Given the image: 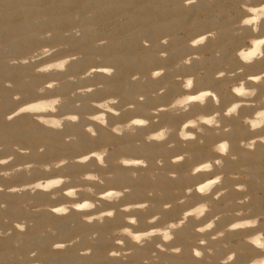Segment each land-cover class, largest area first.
<instances>
[{"label": "rangeland", "instance_id": "374dc122", "mask_svg": "<svg viewBox=\"0 0 264 264\" xmlns=\"http://www.w3.org/2000/svg\"><path fill=\"white\" fill-rule=\"evenodd\" d=\"M242 15L240 0H196V3L188 6H185V0H0V62L2 63V68L0 69V130H3V135L0 136V159L9 156L13 157L7 165L0 166V170H11L22 167L26 163H33L38 166L39 164L57 161L67 156L70 157L65 159L69 158L71 160V154H73L72 158H74L77 155L88 152L87 149L75 153L55 152L48 154V147L43 140L35 142L26 137L16 135L13 130L6 129L10 125L17 126L18 123L26 127L30 123L35 122L33 117L28 113L19 115V122L17 123L14 120L18 116L13 117L10 115L18 107L39 100L40 97L37 94V89L46 82L55 81L59 84V86L48 91V96L59 95L66 98V101L59 108V114L79 113L80 117L82 116L80 118L81 121L79 120L80 124H85L82 120L86 114L95 111L90 106L91 102L102 100L107 96L120 98L119 104L116 106L119 109H124L129 104L135 106V111H123L122 115L118 117L119 121L122 122L138 116L148 118L150 112L168 105L174 97L181 94L182 89L178 82V77L194 76L195 87L193 90L195 92L200 89H211L218 93L222 89L224 94H230L232 81L227 78H219L221 82L219 85L212 82L211 79H204L203 82H200L199 79L205 77V69H198L195 73H187L183 70L177 71L175 69L176 63L171 67H168L164 63H166L165 59L169 55V48L171 47L173 37H177L184 44L189 45L190 42H193L195 38L205 32L207 34L215 33L214 38L209 37L210 41L215 42L219 40L220 30L228 27L232 28ZM21 24L28 25L26 29H31L30 33L33 37L21 43L19 47L12 46L10 43L12 39L17 36L18 32H22L24 29L8 31L7 28ZM149 30L153 32V35L142 34V32ZM171 30L174 32H169ZM77 31L79 34H77ZM48 33H51V35L47 38ZM248 35V32L245 31L243 35L236 36L238 37L237 45L241 47L246 42ZM41 37L46 38L42 39ZM132 38L134 40L127 42ZM164 39L168 40L166 45L162 43ZM102 40L107 41V43L97 47V42ZM144 41L149 42L148 47L144 46ZM206 43H208L207 40L204 44L195 46L194 48L198 49ZM41 47H48L49 49H55V51L48 57H44L38 61L27 64L21 62ZM231 49L232 55L235 56L237 49ZM147 52H152L156 56V60L146 63L144 55ZM161 52H166L167 56L162 58L160 56ZM195 52L193 55L201 56L200 52ZM70 55H79V59L72 61L67 66L65 72L41 73L37 75L38 73L35 69L38 66ZM97 57H99V60L96 59ZM185 57L188 56H184L182 59ZM12 60H16L17 63L12 64ZM228 63L227 61L223 63L222 68L230 70L231 65ZM99 67L112 68L114 72L111 76L106 74L105 76H98L94 72L92 76L81 79L83 74ZM168 68L174 69V72L169 74ZM158 69H164V75L157 79H152L150 74ZM240 70L241 68L237 69V72ZM243 73H248V71L243 69ZM134 75H138L140 78L133 81L132 77ZM34 76H38V80H34L33 82L32 78ZM65 82H69L67 88L63 87ZM116 84L120 86L118 89L110 88V85ZM170 85H175L176 90L170 92L168 90V86ZM89 86L96 89L92 94L87 96L77 95L73 98L72 93L78 88ZM161 89H165V91L162 94H158ZM128 90H133L131 97L127 95ZM140 96L144 97L143 101L138 100ZM263 96L264 88H261V90L259 89L257 99ZM231 102L229 99L223 103L221 102L216 105V109L222 111ZM77 103L80 104L79 107L75 106ZM140 103L145 106L144 109L138 108V104ZM250 111L251 109L241 112V116ZM200 112L208 113L216 112V110L191 111L188 113V116L190 117ZM124 113L125 117L122 118ZM167 113L172 122L157 117L155 118L156 122L148 127V134L163 125L179 127L182 120L186 119V117H177L169 112ZM234 120L237 121L238 119L226 120V126L232 128ZM13 121L14 123H12ZM67 124H65L63 130H60V132L63 135L62 140L70 143L68 138L75 136L67 131ZM83 124L82 130L86 133V127H84L86 125ZM240 125L244 126L241 122ZM251 136L252 133L248 132L242 135L239 140L241 142ZM224 139L230 141L227 136L224 137L221 134H217L214 141ZM171 140L174 141V147L169 148L166 144L170 149L168 154L155 158L156 168H154L153 173L156 174V177L160 173H163L168 179H171L169 173H176L179 176L175 168L178 164L187 163L186 165L191 169L194 164L211 159V156L195 157L192 155V160L186 159L175 163L174 166L163 165L166 164V161H171L178 155L187 152L188 144H182L175 136ZM101 144L99 146L98 143V147L95 145V149L93 147L89 150H97L108 146L107 143ZM199 145H202V148H205L204 150L212 147L211 142L206 144L199 143ZM13 146H19L20 149L26 151H15ZM258 147H261L263 150L261 159H250L243 162L238 155V159L235 161L230 159L234 163V167L226 169V171L223 170L226 177H240L238 180L226 179L228 181L226 188L232 189L235 184H247L248 191L245 193L235 190L233 193H230L229 190L226 195V201L224 196L219 201H215L216 204H213L214 212L226 214L218 225L219 228H223L236 219L230 213L240 207L235 201L246 195L250 196L251 200L244 207L250 208L253 215L264 217V143H259L255 149ZM41 148L44 150L40 151ZM107 148L111 152L113 146L110 144ZM158 160H161L162 164L158 165ZM148 164L149 162H147ZM93 166L95 165L89 166L88 169ZM143 167L146 168L147 166ZM34 168L31 169V175L20 171L10 178L0 177V205H4V207H0V264H101L94 254L104 253L108 256L109 251L116 247L112 239L109 238L110 234L118 227H113L106 233L108 241L102 248H98V237L95 240L90 239V237L93 233H97L94 227L96 225H103L105 222L103 224L95 222L96 225H93L94 222H86L81 214L70 212L69 215L63 216L67 217V228L69 229L67 234L62 233L59 228L58 218L62 217L61 215L46 216L47 222L45 226L36 230V218L43 212L49 211L50 205L48 199L41 198V194H38V192L31 193L27 189V185L33 183L38 175ZM242 168L248 169L247 174H241ZM56 175L59 176L60 174L57 173ZM196 177H198L197 181L205 179L203 175ZM150 180L154 181L152 178ZM164 185H170V183L164 182ZM191 185L192 182L185 181L171 186L170 191L172 196L162 195L166 189L156 192L150 190L154 194L151 197L153 205L155 206V203L158 202L159 208L152 209L151 207L149 208L151 210L148 209L144 212L147 213V216H153L156 213L160 214L163 217L160 223L175 220L183 210L181 206L175 204V201L183 196L185 189ZM251 185L256 187L252 192L250 191ZM110 186L120 188L115 185ZM12 188H16L18 191H10ZM148 192L145 197L132 198L130 200L132 202H143L150 199ZM47 194L52 198L50 193ZM157 197L158 201L156 200ZM60 202L62 204L68 203L65 200ZM190 202L196 203L191 199ZM166 204L172 206L165 209L164 205ZM175 207L178 208L176 215L166 213ZM103 209H106L104 205ZM103 209L100 208V210ZM107 219H105L106 222ZM21 222L27 224L23 232L14 226L15 223ZM200 222L204 223L205 221L201 220ZM85 223L89 225L88 230L85 232L78 230ZM156 226L157 224H154V226L150 227L139 221L137 231ZM260 228L264 229V222L261 223ZM37 234L46 238V244L34 241L33 238ZM247 234L244 231H236L232 232L231 236L224 241H215H218L217 243L220 245L226 242L229 245V251L245 253L242 247L246 244L244 240ZM74 240L78 242L72 244L71 242ZM57 243H64L68 246L56 249L53 245ZM134 246L137 245L129 242L127 249L132 250L131 254L116 259L123 264H144L145 260L149 264H172L170 261H163L160 256L161 254L170 253L169 251H152L149 257L141 260L136 259L133 256ZM194 247L195 245L192 244L188 246L189 253H193ZM208 248L216 249V244H211L210 242L208 243ZM34 252L36 255L32 256ZM183 252L182 249L176 255H180ZM216 253H225V248L222 247L221 251ZM255 253L258 252L256 251ZM70 254L74 256V259L71 261L64 260V257Z\"/></svg>", "mask_w": 264, "mask_h": 264}, {"label": "clouds", "instance_id": "9594fccd", "mask_svg": "<svg viewBox=\"0 0 264 264\" xmlns=\"http://www.w3.org/2000/svg\"><path fill=\"white\" fill-rule=\"evenodd\" d=\"M196 3V0H185V6ZM241 11L243 15L232 26V32L235 36H240L248 32L246 42L241 45L235 52V56L241 65V70L238 72L220 71L217 78H227L232 81L230 86V92L234 97L233 101L228 104L222 111L216 112H200L193 116H188V113L192 111L193 106L206 107L209 99L211 98L214 104H218V94L211 89H200L197 92H192L195 87V77L188 75L178 77L182 92L174 97L168 105L164 106V110L177 117H186L182 120L179 127H172L163 125L153 132L147 134L144 137L147 143H167L169 148L174 147V141L171 140L175 136L182 144L187 145L190 142L204 143V137L208 132L214 131L216 134L221 132L227 135L232 131L230 126L224 124L225 120L238 119L244 125V127L251 133H261L259 136H251L240 142V147L245 152L255 151L258 143H264V97L259 96V88L252 86L253 84L259 85L264 83V72L255 74L254 76H244L243 69L248 66L264 61V0H240ZM77 34L78 31H77ZM51 33L47 34V38ZM215 36V33L206 34L196 39L195 45L190 42V46H199L206 42L209 37ZM46 38V37H41ZM107 41H98L97 47L102 46ZM163 44H167L168 40L164 39ZM144 46L148 47L149 42L144 41ZM55 49H49L48 47H41L36 49L29 57L23 59L21 62L27 64L29 62L38 61L44 57H48ZM242 52H248V55L242 56ZM222 50H218L216 55L220 57ZM162 58L167 56L166 52H161ZM79 59V55H70L66 57H60L55 61L47 62L38 66L35 71L37 73H62L67 70V66L74 60ZM99 60V57L96 58ZM202 57L192 55L183 58L175 65V69L179 71L181 68L190 66L194 61H200ZM12 64H16V60L11 61ZM96 69H93L81 77V79L90 77L93 75ZM102 71L111 76L114 72L112 68H104ZM164 69L154 70L150 77L157 79L164 75ZM138 75H134L132 80L139 79ZM72 79V78H70ZM11 86V85H9ZM59 86L58 82H46L44 85L37 89V94L40 97L39 100L32 101L25 106L20 107V113H28L33 119L41 124L43 127L60 131L63 130L67 123H77L80 120L79 113L72 114H59L60 106L66 101L62 96H48V91L54 87ZM96 89L93 87H81L72 93L73 98L77 95L87 96L92 94ZM165 89H161L158 94H162ZM144 97H138V100L143 101ZM119 97L107 96L102 100L91 102L90 106L96 109L95 112L86 114L84 118L91 121L86 126V131L95 137L97 132L95 130L96 125L108 128L116 136L135 135L141 128L150 127L156 122L155 117L158 115L156 112H151L154 118L152 120L147 119L144 116L133 117L125 121L117 120L115 123H109L108 117L110 115L119 117L123 111H135L134 105H127L124 109H119L116 106L119 104ZM79 107L80 104L75 105ZM251 109L250 112L241 116L243 109ZM70 142H74L76 137L68 138ZM15 151H26L19 148V146H13ZM231 142L227 139L220 140L212 146V151L216 154L214 158L200 161L193 165V167L185 174L188 177H196L203 175L204 180L198 181L196 184L191 185L185 189L183 196L179 197L175 204L182 207V212L175 220L164 221L163 217L156 213L151 217L146 218V223L157 224L154 228L143 229L137 231L139 228L138 217H132L129 213L135 211H147L153 207L151 197L153 192H148L147 199L139 203H129L127 206H121L120 201L126 196L130 195L131 189L128 187L114 188L111 187L109 182L115 178V175L107 172H99L96 169H106L109 166L108 157L110 155L109 149L103 147L97 149L91 153L85 154L77 160H69L62 158L57 161H50L48 163L39 165L42 171L51 172L53 170H60L65 168L69 163H79L81 165L87 164L90 160H95V166L89 168V170L80 174L75 178V184L72 183L73 178L68 176H56L38 180L34 183L27 185V189L31 193L37 191H43L50 193L53 199L64 195L68 198V203L61 206H56L50 209L54 214L67 216L72 210L79 212H89L91 215L83 216L82 218L88 222H97L103 224L106 218H114L117 211L123 215L122 225L115 228L110 234L113 244L116 246L110 250L109 257L123 258L126 255H130L132 250L127 249L129 242L137 245L138 247H144L146 244L154 243L160 251H169L173 254H179L182 249L180 247L169 249V245L175 238L176 233L180 231L185 224L190 220L197 222V228L195 229L200 235L201 239L196 242V246L193 248V253L197 258H204L215 256L216 249L208 248L209 240H223L229 232L244 231L248 234L245 237L244 243L254 248L259 255L254 256L248 264H264V229L260 228L264 217L256 216L252 214L250 208L244 207L250 203L251 197L246 195L241 199L235 201L240 207L234 212L230 213L236 219L227 224L223 228H218L220 222L224 219L225 213L214 212L213 203L219 201L220 198L226 196L229 190H236L247 193V184H235L232 189L224 187L225 179L238 180L239 176H225L223 169L225 167V158L235 161L238 159V155L232 153ZM44 149L41 148L40 151ZM13 157L9 156L4 159H0V166L7 165ZM192 160L193 156L189 152H184L178 155L172 162L179 163L184 160ZM121 167H131L133 165L147 166V161L133 160L126 157H121L117 162ZM157 164H162L161 160L157 161ZM37 165L33 163H26L22 167H17L11 170H0V177L10 178L17 172L24 171L26 174L31 175V169ZM248 169L242 168L241 174H247ZM133 178L137 176L136 172H132ZM171 179H177L178 174L169 173ZM153 180L156 179V174L153 173ZM69 184L70 188L63 189V185ZM59 190V191H57ZM12 192L18 191L16 188L10 189ZM192 192H196L201 199L196 203L190 202V196ZM75 201V202H73ZM115 204L116 208L103 209V203ZM172 205L166 204L164 208H170ZM4 207V205H0ZM103 209L100 212H95V209ZM204 220L203 224L198 222ZM15 228L23 232L27 224L25 222L15 223ZM98 237L97 233H93L90 239L95 240ZM78 241L74 240L71 243L75 244ZM68 245L64 243L54 244L56 249H62ZM225 248V254L220 257L218 264H235V258L237 253L235 251H229V245L225 242L221 245ZM36 253H32L35 256ZM144 264H149L147 260ZM210 264V262H209Z\"/></svg>", "mask_w": 264, "mask_h": 264}, {"label": "bare ground", "instance_id": "6f19581e", "mask_svg": "<svg viewBox=\"0 0 264 264\" xmlns=\"http://www.w3.org/2000/svg\"><path fill=\"white\" fill-rule=\"evenodd\" d=\"M37 2H39V1H37ZM27 27H28V25L26 26V25L21 24V25H17V26H9L7 28L8 31L9 30L12 31L15 29H22V30L24 29L22 32H18L16 34L17 36H15L12 39V41L10 42L12 44V46H18L19 47V45L21 43H23V42H25V41H27L33 37L32 34L30 33L31 29H26ZM167 28H168V26H167ZM169 32H174V31L171 30ZM142 34L151 36V35H153V32L149 30L146 32L145 31L142 32ZM206 34L207 33L205 32V33L201 34L200 36H198L197 38H199L201 36H205ZM197 38H195L193 40V42H192L193 45H195V41ZM132 40H134V39L132 38L127 42H131ZM207 41H208V43H206L204 46H202L198 49H195L194 48L195 46H190V44L189 45L184 44L179 38L173 37L171 47L169 48V55L165 59L166 63H164V64H166L168 67H171L174 63L177 64V62L180 61L182 59V57L193 55V53H196L195 51L200 52L201 53L200 57H202V60L194 61L190 66L183 67L180 70H183L187 73H195L198 69H205V72H206L205 77L200 78L199 81L203 82L204 79H211L212 82L219 85L221 82H220V79L217 78V75L220 71L224 70L227 72H235V71L237 72V69L241 68V65L239 64L236 56L232 55V49H231V48H235V49L240 48V46L237 45L238 37L233 35L232 28L228 27V28H223L222 30H220L219 40L214 42V41H210V39L208 38ZM218 50H222V54L220 55V57H217V55H216ZM241 55L246 56V55H248V52H242ZM111 60H114V59H111ZM154 60H156V56L152 52H147L144 55V61L146 63H150ZM226 61L229 62L228 63L229 65H231L230 70H226V68L225 69L222 68L223 63H226ZM1 68H2V63L0 62V69ZM104 68L105 67H99L94 72L98 76H105V73L102 71V69H104ZM168 69H169V74L174 72V69H172V68H168ZM244 70L248 71V73H243L244 76H250V75L254 76L255 74L262 73V72H264V61L254 63V64L248 66L247 68H245ZM40 74L41 73H38L37 75H40ZM32 80H33V82H34V80L35 81L38 80V76H34V78H32ZM68 85H69V82H65L63 84V87L67 88ZM252 86L258 87L261 90V88H264V83H261L259 85L253 84ZM119 87L120 86L117 84L116 85H110V88H113V89H118ZM168 90L170 92L175 91L176 86L170 85V86H168ZM132 91L133 90H128L127 95L131 97ZM192 92H195V91L192 89ZM217 94H218L219 103H221V102L223 103L224 101H227L228 99H229V101L230 100L233 101V99H234V97L232 96L231 93L226 95V94H224V91L222 89H220V91ZM216 105L217 104H214L212 99L210 98L206 107L202 108L198 105L193 106L192 112L205 111V110H209V109H213V110L215 109L216 111H219L216 109V107H217ZM22 106H25V105H22ZM22 106H20V107H22ZM20 107L15 109L10 115L13 117L18 116V118L14 120V121H16V123L19 122V115L24 114V113L19 112ZM138 108L144 109L145 106L140 103V104H138ZM94 110L96 111V109H94ZM246 110H248V108L243 109L242 112H245ZM152 112L158 113V115L155 118L161 117L162 120L164 119L166 121L172 122V119H170L168 113L165 112L164 106L161 108H157L156 110H153ZM84 117H83L82 121L85 124H83V123L82 124L87 126L91 123V121H89L88 119H86ZM124 117H125V113H124V116H122V118H124ZM153 118L154 117L152 115H149L147 119L152 120ZM9 119H11V118H9ZM117 120H118V117H116V116L110 115L108 117V121L110 124L115 123ZM14 121L12 123H14ZM80 123L78 122V123L67 124V131L76 137V140L74 142H70V143L64 142L62 140V137H63L62 132L45 128L41 124L37 123L36 121L33 123H30L26 127H23L25 125L18 123L17 126L10 125V126L6 127V129L7 130H13L16 135L26 137L32 141H35V142H37L38 140H43L48 147V151H47L48 154H52L55 152H60V153L61 152H65V153L66 152L67 153L72 152L73 153L74 152L75 153V152H78L80 150H87V149H88V152L86 154H88V153L95 151V150H89V149H92L93 147L95 149L96 147H98L97 146L98 143H99V146L101 143H105V144L107 143V145H108L107 147H109V145L111 144L113 146V149L110 152V155L108 157L109 166L106 169L97 168V171L112 173L115 175V178L109 182L110 185H115V186H118L120 188L128 187L131 189L130 195L126 196L123 200L120 201L121 206H127L129 203L141 202V201L132 202L130 199L145 197L147 192L150 190H153L156 192V191L166 189V191L163 190L164 192L162 193V195L163 196H172L171 195L172 193L170 191L171 186H173L175 184L178 185V184L185 182V181L192 182V185H194L198 182L197 181L198 177L193 178V177H188L185 175L190 170L188 168V166L186 165L187 163H181L175 167L179 173V176L176 180L168 179L163 173H160L156 177V180H154V181L150 180V178L153 174L154 168H156L155 158L157 156H160V155L168 154L170 149L166 146L167 143H155V142L147 143V142H145L144 137L148 134V127L139 129L135 135H124L121 137V136L114 135L106 127H101L99 125H96L95 130H96V132H98V135L96 137H92L90 134H88L87 131H86L87 134L84 133V131L82 130L83 129L82 124H80ZM233 123L234 124L231 128L232 129L231 132H229L227 135H224L222 132L220 133L224 137L227 136L230 139L231 145H232V149H231L232 153L239 155L240 160L243 162L249 161L250 159H252V160L261 159L262 154H263V150L261 147H258L257 149H255V151L245 152L239 146L240 145V140H239L240 137L242 135L247 134L249 131L244 126L240 125V122H238V120L237 121L234 120ZM224 124L226 125V120L224 121ZM19 126L21 128H17ZM86 126H84V127H86ZM2 131L3 130H0V136L3 135ZM220 134H218V135H220ZM259 135H261V133H252V136H259ZM216 136H217L216 132H213L210 130L208 132V134L204 137V144L211 142L212 146H213L214 144H216L218 142V141H214V139L216 140ZM95 145H96V147H95ZM257 145H259V143ZM104 146H106V145H104ZM204 149L202 148V145H199L198 142H190V143H188L187 152L192 153V155L195 157L211 156V158H214L216 156V154L211 150L212 147L209 148L208 150H204ZM83 155H85V154L77 155L76 157L72 158L73 154H71V156H72L71 160L72 161L77 160L78 158L82 157ZM67 157H70V156H67ZM67 157H65V158H67ZM121 157H126V158H130L133 160H140V159L144 158V160L149 162V164L147 165L146 168H144L143 166H139V165H133V166L127 167V168L121 167L117 163ZM173 160L166 161L165 162L166 164H163V165L174 166L175 163L172 162ZM95 164H96V161L94 159L90 160L85 165H81L79 163H69L65 168H62L58 171L53 170L51 172L42 171L41 168L39 167V165H42V164H39L38 166H36L34 168L35 171L38 173L36 178L34 177L36 179L34 182L41 180V179H45V178L56 177V176H58V175H56L58 173V174H60L59 176H68V177L73 178L72 183L75 184V182H76L75 178L78 177L80 174L84 173L85 171L89 170L88 169L89 166L95 165ZM232 167H234V163H232L230 159L225 158V167L223 170L226 171V169H229ZM132 172L137 173V176L135 178H133V176L131 175ZM164 182H169L170 185H164ZM227 183H228V181H226V179H225V181H224V187L225 188L228 186ZM62 187H63V189H61V191L64 189L70 188L71 185L65 184ZM254 189H256V187L251 185L250 191L252 192ZM57 191H59V190H57ZM234 191L235 190H230L229 192L233 193ZM37 192H38V194H41V198L48 199L50 208H49V211L43 212L41 215H39V217L37 216L38 218H36V230L41 229L42 227L45 226V224L47 222L46 216H49V215L59 216L57 214H54L52 211H50L51 208L64 205L60 202L62 200L69 202L68 198L64 195L59 196L57 199H53L47 193H45L43 191H37ZM224 198L226 201V196H224ZM190 199L194 202H198L201 199V197L196 192H192ZM156 200L157 201L159 200L158 197L156 198ZM73 202H75V201H73ZM155 204L156 205L153 206L152 209L159 208V203L156 202ZM213 204H216V202H214ZM103 205L106 209H112V208L117 207V205H115V204H109L106 202L103 203ZM149 210H151V209H149ZM100 211H102V210H100V208L95 209V212H97V213ZM71 212H73L74 214H81L83 216L92 214L89 212H79L76 210H72ZM166 213L171 214V215L172 214L176 215L178 213V208L175 207L174 209H172ZM123 215L124 214L117 211L114 218H111V219L108 218L107 222L104 221L105 224L97 226L95 222L93 223V225H96L94 227V229L97 230L96 232L98 233V240H99L98 248L104 247V244L108 241V239L106 238V233L109 230H111L113 227H120L122 225ZM128 215H130L132 217H138V220L141 223L146 224L147 226H150V227L154 226V224H148L145 222L146 218L151 217V216H147V213H145L144 211H135V212L129 213ZM58 221H59V228H60L61 232L67 234L69 232V229L67 228V224H68L67 223V217H63V216L59 217ZM198 223L203 224L200 221ZM88 228H89V225L85 223V225L80 226L78 228V230L85 232L86 230H88ZM196 228H197V222H195V221L190 220L187 224H185V226L180 231H178L176 233V238L169 245H167V247L169 249L181 247L184 252L181 253L180 255H176V254H173L171 252L161 254L160 256L162 257V260L163 261L164 260L170 261V262H172V264H209V262H210V264H218L220 257L223 256L225 253H216L215 256H212V257H208L206 255L204 258H197L194 255V253H189L188 246L190 244L196 246V242L201 239V235L195 230ZM231 234H232V232H229L225 236V238L221 241L226 240L229 236H231ZM33 239H34V241H36L38 243L46 244V238L42 235L37 234ZM210 242H211V244H216V250H217L216 252L221 251L222 247L220 244L217 243L218 241L209 240L208 243H210ZM154 245H155L154 243H149V244H146L144 247L134 246L133 256L139 260L149 257L150 252L159 251V249ZM242 248L244 249L245 253H237L236 258H235V264H248V262L254 256L259 255V253H255L256 250L254 248H252L251 246H249L248 244H244ZM94 256L96 258H98V260H99V262H101V264H123L120 261H118L115 257H109V255L107 256L104 253H96V254H94ZM73 259H74V256L71 254L66 255V257H64V260H70L71 261ZM30 264H40V263H30Z\"/></svg>", "mask_w": 264, "mask_h": 264}]
</instances>
